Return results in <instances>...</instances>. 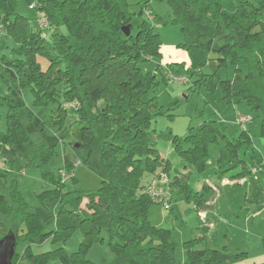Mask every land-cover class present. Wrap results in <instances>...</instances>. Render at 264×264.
<instances>
[{"label":"trees","instance_id":"trees-1","mask_svg":"<svg viewBox=\"0 0 264 264\" xmlns=\"http://www.w3.org/2000/svg\"><path fill=\"white\" fill-rule=\"evenodd\" d=\"M20 1L0 0V30L14 44L12 57L0 60V78L9 92L28 90L32 96L30 107L9 93L0 97L8 110L6 133L0 136V151L8 150L0 186V239L14 237L15 248L28 244L22 256L14 254L11 264H89L83 254L92 242L104 241L102 231L116 253L112 264H175L170 232L151 225L147 212L154 202L142 193L149 176L158 170L168 175L170 169L155 149L156 140H169L184 163L198 172L205 169L209 148L218 145L219 180L251 179L239 157L242 145L251 141L246 131L240 134L242 141L227 139L216 120L204 122L184 139L151 131V121L166 113L151 94L159 83L170 82L168 75L187 78L209 62L218 67L228 62L236 70L232 80L220 82L224 100L258 112L264 138V0H158L167 2L170 23L180 27V48L191 66L185 70L182 64H172L166 74L141 71L146 57L161 55V43L146 20L133 32L126 0H27L47 18L49 31L34 27L17 13ZM124 27L130 29L128 37ZM39 55L48 60L44 70L37 63ZM71 104L70 109L64 107ZM47 113L59 140L72 141L70 153L63 157L64 170L57 174L47 168L54 154V146L43 135ZM77 162L98 175L101 187L85 195H63L60 173H74ZM30 168L41 169L54 186L44 200L55 215L54 231L46 230L20 196L18 178ZM169 189L172 199L176 193L196 209L202 203L201 196L179 177L170 179ZM77 228L85 236L78 254L68 257L58 249L34 255L30 250L47 239L63 243ZM262 241L264 247V236ZM183 249L184 264H232L244 256L209 249L201 238L184 242Z\"/></svg>","mask_w":264,"mask_h":264},{"label":"rangeland","instance_id":"rangeland-1","mask_svg":"<svg viewBox=\"0 0 264 264\" xmlns=\"http://www.w3.org/2000/svg\"><path fill=\"white\" fill-rule=\"evenodd\" d=\"M249 1L254 3V0ZM126 3L128 5V13L132 15L133 32L136 31V27L142 20H146L152 25L153 32L158 35L161 43V55L159 57H146L140 63L143 74H154L158 73V71L161 74H166V68L172 64H182L185 70H190L188 55L186 51L180 48L183 43L180 27L170 23L172 17L167 2L158 0H126ZM34 5V3L31 4L27 0H21L18 4L17 13L28 19L34 27L40 29L41 27L38 26L37 20L44 15L38 13ZM143 6H145L143 8V16L139 17L138 13ZM147 11L151 12L153 19H149L145 15ZM61 32L66 34L64 29H61ZM49 36L50 33H48L47 37L49 38ZM68 39L71 44H75L74 39L71 37H68ZM13 48L12 40L7 39L0 30V60H9L12 57ZM211 58L214 59L215 56L211 55ZM36 60L43 70L48 67V60L45 57L39 55ZM235 70L236 68L228 62L225 66L218 67L212 61L201 70L190 72L184 84L167 82L166 85H163L159 83L151 96L156 98L158 106L163 107L166 113L162 116H157L151 121L150 130L156 133H171L172 136L184 139L188 135H194L204 122L216 120L219 122L221 132L224 133L227 139H240V141H242L240 138L241 132L246 130L248 135L250 134L251 143L247 147L242 145L239 150V157L244 161L245 167L252 171V176L264 182V138L261 137L260 133L261 115L258 112L251 111L244 103L225 101L220 88V82L233 79ZM244 71V68H241L243 74ZM8 93L18 103L31 106L32 96L28 90L9 92L0 78V97ZM73 106L74 104L64 105L68 109ZM32 110L37 114L38 110L36 108H32ZM7 111L6 104L0 102V136L6 133ZM241 115H250L252 122L245 126L236 124L237 118ZM44 118L43 135L49 145L54 146V154L48 161L47 168L51 173L57 174L60 170H64L63 157L65 154L70 153L72 141L69 138L59 140L52 126L50 113H47ZM218 142L220 145L223 144L220 138ZM184 147L187 148L188 146ZM155 149L164 160L169 161V164L172 165L169 171L171 179L177 176L178 172H182L185 166L190 173L188 177L192 185L196 181L202 182L203 179L210 185H212V182L217 181L214 178L216 176V174L214 175V170L216 169L215 160L218 145H213L209 148L208 161L202 172H198L192 166L184 163L174 151L171 142L165 138L156 140ZM7 152V147H3L0 151V186L2 185V177L6 168ZM159 171H157V174L161 173ZM74 177L73 183H66L63 187V195L71 193L85 195L95 192L101 187V180L98 175L81 164L75 166ZM53 189L52 183L43 177L41 169L38 168L26 169L18 178L20 196L43 221L47 231H54L55 229V215L50 214L44 201L45 197ZM238 190L235 191V194ZM84 202L86 201L83 200L81 206H85ZM183 204L181 206L185 207ZM177 205L178 203L176 207ZM241 205L242 202L236 200L224 206L222 209L223 215L219 213V216L220 219L226 221L225 224L221 225L224 227L223 235L225 234L227 237L218 236V238H212L210 245L216 251L230 256L244 254L239 261L232 264H264L262 241L264 235V209H257L253 206L254 208L250 209V214L245 216V208L241 210ZM176 207L174 211H176ZM182 214L185 217L180 222H177V220L172 219L173 216L170 211L163 210L157 203L151 204L147 212L150 222L156 221L159 223L163 221L165 223L163 229L170 232V237L174 229L176 232H181L182 229L188 232L186 236L180 237L179 233L178 235L175 233L173 237L178 244L177 248L175 247V264H184V259H186L187 255L183 249V242L189 240L187 237L190 232L186 226L192 225L195 221L194 218L188 220L187 215L193 214L192 212ZM102 236L104 238L103 242H92L83 254L84 259L89 264H112L116 257L115 251L109 246L108 235L105 231H102ZM84 240L85 236L82 230L77 228L67 236L63 243L53 244L50 239H47L41 245L30 246V250L34 255H37L62 249L68 257H71L72 254H78L83 251L81 244ZM27 246V243H19L16 245L15 253L18 256H22ZM14 264H18V262L15 261Z\"/></svg>","mask_w":264,"mask_h":264},{"label":"crops","instance_id":"crops-1","mask_svg":"<svg viewBox=\"0 0 264 264\" xmlns=\"http://www.w3.org/2000/svg\"><path fill=\"white\" fill-rule=\"evenodd\" d=\"M243 131H246V130H243ZM217 157H218V152L216 155V160H217ZM171 167L172 165L169 164L170 169ZM169 171H168V176H169ZM189 174L190 173L188 172V168L184 166L183 171L178 172L177 176L175 177H179L183 179L187 183V185L193 190V192L198 193L201 196L202 203L196 209L194 207L195 205L192 202L186 201L185 197L178 196L175 193L174 198L172 199V206L170 209V213L173 216L172 219L177 220V222L178 221L180 222V220L185 217L183 216L182 213L192 212L194 214V215L189 214L190 216L187 215L188 220H192L193 218L195 220L192 225L186 226L190 231L187 237L189 238V240L193 238H201L203 239L207 248L216 250L213 247H211L210 241L212 238H218V236L227 237L225 234L223 235L224 227L221 225V224H225L226 221L224 219H220L219 213L222 214V209L229 202H233L236 200H239L240 202H242V205L240 208L241 210L245 208V216H248L250 214L251 212L250 209L254 208L253 206H255L257 209H264V193H263L264 182L260 181L259 178L255 179L252 176V171H251V179L244 178L240 180H228V179L219 180L217 176H214V178L217 181L212 182V185L206 183L204 179L202 182L196 181V183L192 185L190 182V178L188 177ZM215 174H216V169L214 170V175ZM253 175L255 174L253 173ZM151 179H152V176H149L147 178L148 181ZM236 190L238 191L235 194ZM177 203L178 205L176 207ZM182 204L185 205V207L181 206ZM81 207L83 208L84 206H81ZM175 207H176V211H174ZM150 223L151 225L159 229H163L165 225L163 221L159 223H157L156 221L150 222ZM175 233L177 235L179 233V236L183 237V236H186L188 232L185 231L184 229H182L181 232H176L174 229L173 233L171 234V238H172V241L175 247L177 248L178 244L173 239ZM187 241H184V242H187Z\"/></svg>","mask_w":264,"mask_h":264},{"label":"built area","instance_id":"built-area-1","mask_svg":"<svg viewBox=\"0 0 264 264\" xmlns=\"http://www.w3.org/2000/svg\"><path fill=\"white\" fill-rule=\"evenodd\" d=\"M145 15L149 19H153L151 16V12H145ZM38 26L41 29L49 31V22L45 16H40L37 20ZM170 82L184 84L187 81V78L184 76L175 77L172 75L167 76ZM252 122V118L250 115H241L237 118L236 124L240 126L248 125ZM79 163L77 162L75 166ZM61 183L66 184L70 183L72 178L74 177V173H67L65 171H61L60 173ZM170 178L165 173H159L152 177L149 183L143 188L142 193L147 195L154 203H157L163 210L170 211L172 206V195L169 189Z\"/></svg>","mask_w":264,"mask_h":264},{"label":"water","instance_id":"water-1","mask_svg":"<svg viewBox=\"0 0 264 264\" xmlns=\"http://www.w3.org/2000/svg\"><path fill=\"white\" fill-rule=\"evenodd\" d=\"M123 34L128 37L130 34L129 27L122 29ZM79 148V147H75ZM15 254V239L14 237H3L0 239V264H11V260Z\"/></svg>","mask_w":264,"mask_h":264}]
</instances>
